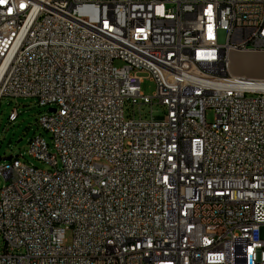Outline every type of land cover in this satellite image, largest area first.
Wrapping results in <instances>:
<instances>
[{"label": "built area", "instance_id": "2783aa9c", "mask_svg": "<svg viewBox=\"0 0 264 264\" xmlns=\"http://www.w3.org/2000/svg\"><path fill=\"white\" fill-rule=\"evenodd\" d=\"M233 54L264 55V0H0V104L53 144L0 165V264H264V77Z\"/></svg>", "mask_w": 264, "mask_h": 264}, {"label": "rangeland", "instance_id": "374dc122", "mask_svg": "<svg viewBox=\"0 0 264 264\" xmlns=\"http://www.w3.org/2000/svg\"><path fill=\"white\" fill-rule=\"evenodd\" d=\"M226 31H219V44L226 43ZM117 67L122 66L121 62H116ZM232 71L235 74L252 77H264V55L255 54H234L231 56ZM143 82L141 91L146 97H153L156 93V84L147 72L141 73ZM16 111L18 118L15 122H9V115ZM142 114L150 116L151 111L156 119H161L164 116V109L154 100V105H144ZM48 112V107H40L35 99H9L4 98L0 104V158L21 157L27 163L33 164L40 170L49 171L51 168L41 161L33 159L29 155V143L31 139L37 136H42L50 149H53L52 137L39 123L42 115ZM127 114L132 113V107L128 106ZM215 118L214 111L209 109L206 112L208 122H213ZM12 141L11 145L8 142ZM23 157V158H22ZM4 161H0V165ZM5 185V180L0 177V190ZM72 234L67 232L66 241H71ZM5 242L0 238V254L4 251Z\"/></svg>", "mask_w": 264, "mask_h": 264}, {"label": "water", "instance_id": "95a60500", "mask_svg": "<svg viewBox=\"0 0 264 264\" xmlns=\"http://www.w3.org/2000/svg\"><path fill=\"white\" fill-rule=\"evenodd\" d=\"M54 111H55L54 109H51V112H54ZM11 144H12V141H9L8 145H11ZM12 159H13V157H8V158H5V159L0 158V161L9 162Z\"/></svg>", "mask_w": 264, "mask_h": 264}, {"label": "bare ground", "instance_id": "6f19581e", "mask_svg": "<svg viewBox=\"0 0 264 264\" xmlns=\"http://www.w3.org/2000/svg\"><path fill=\"white\" fill-rule=\"evenodd\" d=\"M234 55V54H233ZM232 66V65H231ZM232 69V68H231ZM249 77H252V76H249ZM254 86H257L258 88H264L263 85H260V84H255Z\"/></svg>", "mask_w": 264, "mask_h": 264}]
</instances>
